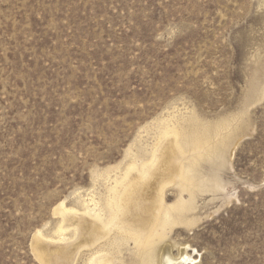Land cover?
<instances>
[{
    "label": "rangeland",
    "instance_id": "obj_1",
    "mask_svg": "<svg viewBox=\"0 0 264 264\" xmlns=\"http://www.w3.org/2000/svg\"><path fill=\"white\" fill-rule=\"evenodd\" d=\"M261 83L264 0H0V264H42L31 244L60 202L104 191L97 175L172 113L241 126L222 167L202 163L226 200L201 196L202 219L170 235L174 263L264 264Z\"/></svg>",
    "mask_w": 264,
    "mask_h": 264
},
{
    "label": "bare ground",
    "instance_id": "obj_2",
    "mask_svg": "<svg viewBox=\"0 0 264 264\" xmlns=\"http://www.w3.org/2000/svg\"><path fill=\"white\" fill-rule=\"evenodd\" d=\"M255 87L252 96L263 99L264 84ZM172 114L158 121L153 143L132 154L124 168L98 173L94 184L103 179L104 191L79 194L75 207L60 202L54 211L60 218L55 234L38 231L31 244L42 264H75L84 249L90 251L84 264H116L122 262V247L129 245H134L138 264H175L169 242L173 230L191 228L202 219L204 194L226 200V185L216 172L205 175L202 163L222 167L241 126ZM169 188L177 192L171 203Z\"/></svg>",
    "mask_w": 264,
    "mask_h": 264
}]
</instances>
